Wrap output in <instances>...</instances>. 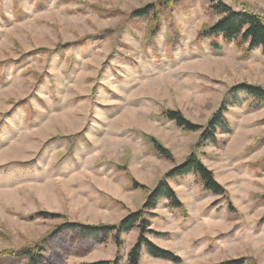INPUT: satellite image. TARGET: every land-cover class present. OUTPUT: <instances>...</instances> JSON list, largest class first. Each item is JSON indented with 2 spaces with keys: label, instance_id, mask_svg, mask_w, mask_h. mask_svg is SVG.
<instances>
[{
  "label": "rangeland",
  "instance_id": "rangeland-1",
  "mask_svg": "<svg viewBox=\"0 0 264 264\" xmlns=\"http://www.w3.org/2000/svg\"><path fill=\"white\" fill-rule=\"evenodd\" d=\"M222 1L264 17V0ZM219 18L208 0H0V264L34 247L42 264H129L139 229L80 228L119 226L165 180L182 208L160 200L146 237L180 262L140 264H264V104L240 90L264 91V54L200 38ZM192 157L226 194L167 178Z\"/></svg>",
  "mask_w": 264,
  "mask_h": 264
},
{
  "label": "trees",
  "instance_id": "trees-1",
  "mask_svg": "<svg viewBox=\"0 0 264 264\" xmlns=\"http://www.w3.org/2000/svg\"><path fill=\"white\" fill-rule=\"evenodd\" d=\"M212 6V9L216 14L220 16L219 20L207 30L202 31L200 38H209L213 40L221 39L225 43H237L240 46L247 45V52H253L255 49H261L264 54V17L255 14L250 11L235 10L231 6L225 4L222 0H208ZM166 5H169L166 4ZM160 11L156 7H148L146 9L137 11L135 14L140 18L154 15L158 17ZM157 14V15H156ZM215 50L219 49L217 42L212 44ZM240 90L253 98L254 104L260 106L264 104V91L255 87H240ZM167 117L169 120L175 122L179 127H182L188 131H196L201 127L192 124L190 121L184 118L180 112H168ZM225 116H221L217 121L212 123V131H210L209 138L214 142H217L216 132L220 127H223ZM208 136V135H207ZM193 173L202 183L206 191H209L215 195L226 194L225 189L215 180L213 173L208 170L205 165L197 158H190L184 165L170 172L167 178L184 177ZM166 178V179H167ZM167 199L170 205L174 209L182 208V204L179 202L175 191L170 187L167 180L153 192L149 197L141 211L133 213L125 218L119 226L107 227H84L80 229L91 232V234L99 235L107 234L110 231L116 232V236L124 233H129L134 229L140 230V238L138 243L130 251L128 261L129 264H140L142 250L145 249L151 256L163 260L179 263L180 260L177 257L166 250L157 247L154 243L149 241L146 237L148 231V222L144 219V215L149 210L156 208L159 201ZM41 217H47V214H40ZM71 230H75L79 227L76 224L66 225ZM39 248V249H38ZM4 255L14 258H26L29 264H42L40 261L41 249L40 247H34L31 249H24L19 252H5ZM225 264H242L241 261L227 262Z\"/></svg>",
  "mask_w": 264,
  "mask_h": 264
}]
</instances>
